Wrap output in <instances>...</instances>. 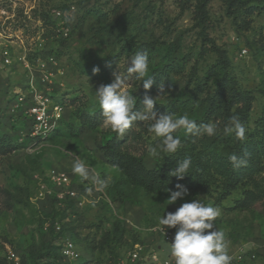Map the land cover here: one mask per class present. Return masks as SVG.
<instances>
[{"label": "rangeland", "instance_id": "obj_1", "mask_svg": "<svg viewBox=\"0 0 264 264\" xmlns=\"http://www.w3.org/2000/svg\"><path fill=\"white\" fill-rule=\"evenodd\" d=\"M250 5L259 11L242 28V13L231 14L226 0H0V143L9 148L0 153V264H105L136 244L154 241L163 257L167 247L154 232L159 218L196 199L220 210L213 229L205 231L225 233L231 264H264V198L245 208L237 205L251 184L221 201L214 193L188 190L167 204L168 190L146 191L108 163L102 146L116 134L102 115L95 122L83 115L100 110L95 91L116 75L124 77L122 90L139 93L143 80L127 69L137 52L147 51L149 74L171 61L169 94L194 101L173 117L197 118L222 75L216 67L206 80L217 56L199 55L202 46L215 45L225 51L239 88L254 97L248 123L253 128L264 114V1ZM196 85L202 88L197 93ZM31 89L64 106L60 130L46 139L26 135L28 99L14 107ZM151 97L157 103L168 98ZM135 131L141 136L127 137L123 149L152 168L155 158L148 148L159 138L140 127ZM75 160L108 178L109 187L101 192L81 181L72 172ZM61 173L67 184L57 183ZM255 178L264 187V160ZM68 241L73 255L61 258V245Z\"/></svg>", "mask_w": 264, "mask_h": 264}, {"label": "trees", "instance_id": "obj_2", "mask_svg": "<svg viewBox=\"0 0 264 264\" xmlns=\"http://www.w3.org/2000/svg\"><path fill=\"white\" fill-rule=\"evenodd\" d=\"M226 1L227 10L231 14L242 13L243 18L240 21L242 28L247 27L248 20L246 18L259 11L258 6L250 5L253 0ZM208 52L215 53L217 58L215 64L208 70L205 79L209 80L211 78L216 67L222 70V75L217 80L215 90L205 98L201 114L194 120L198 125L215 123L218 135L209 137L201 133L186 136L184 132L173 134L179 136L182 147L171 155L162 154L161 160L155 158V165L152 168H147L139 156L123 149V146L129 140L127 137L141 136L138 131H135L136 127H140L143 132L149 131L148 127L151 122L137 121L133 122L132 126L126 131L127 135L122 140L117 138L116 135L112 136L102 146V152L108 163L118 167L129 183L140 186L146 191L172 190L177 189V184H181L187 190L199 191L205 194L214 193L215 200L221 201L236 189L251 184L250 188L243 190V198L237 202L238 207L245 208L251 202L264 198V187L255 178L263 169L264 114L254 122L253 128L248 125L254 97L250 91L239 88L236 76L229 70L228 58L224 50L215 45L206 48L202 46L199 55L203 56L204 53ZM172 69L173 63L171 61H166L158 69H154L149 74L153 79V84L149 89H144L142 81L140 92L131 93L136 98L134 110L142 111L144 97H151L153 93L168 96L165 103H154V111L157 113V117L160 114L173 115L182 107L189 108L192 106L193 100L188 98L178 99L174 94H169L168 75ZM160 83L164 84L163 92L157 87ZM191 83L190 79L184 85V89L187 90ZM193 83L195 84V81ZM195 88L196 93L202 89L198 85ZM194 97L197 98L196 94ZM83 115L95 122L98 116L101 115V110L83 113ZM234 115L238 116L246 128V140L244 142L236 140L234 135H223V128L228 124L230 117ZM59 130L57 129L54 133ZM51 135L48 137H51ZM36 140H40V138ZM8 151L7 145L3 146L0 143V153L4 154ZM245 153L248 155L245 156ZM233 154L245 158L247 163L239 168H233L229 161V157ZM185 158L191 160L189 173L182 179L170 175L169 173L176 167L177 163ZM63 248L64 244L61 245V249ZM48 255L50 258H55L51 251ZM59 256L61 258L64 256L62 250ZM59 263L61 264V262Z\"/></svg>", "mask_w": 264, "mask_h": 264}, {"label": "clouds", "instance_id": "obj_3", "mask_svg": "<svg viewBox=\"0 0 264 264\" xmlns=\"http://www.w3.org/2000/svg\"><path fill=\"white\" fill-rule=\"evenodd\" d=\"M99 71L98 67L92 70ZM127 72L138 81L143 80L144 89H149L153 84L152 76L149 75V58L147 51L137 52L131 59V66ZM147 79H144L146 78ZM124 77L116 75L115 81L108 85H101L95 91L99 103L101 115L104 118L105 127L116 134L117 138L123 137L133 122L149 121L148 130L159 138L156 146L148 148V155L161 160L164 154L171 155L182 147L179 136L173 135L178 130H183L187 135H199L201 133L213 137L218 135L215 123L198 125L187 114L173 117L171 114H160L154 111L156 99L145 96L142 104L143 110H134L136 98L128 90H122ZM158 89L163 92L164 84L160 83ZM224 136L234 135L235 139L244 142L246 140V128L238 116H232L228 124L223 128ZM163 154V155H162ZM248 154L245 153V156ZM233 168H239L247 163L243 157L235 154L229 157ZM191 168L190 158L178 162L176 167L169 173L177 178H183ZM72 172L81 181H91L97 191H104L111 181L108 178L101 179L90 167L82 161L75 160ZM178 190L171 191L167 204H172L178 198L184 197L188 190L181 184H177ZM221 215L218 208L205 205L199 200L183 203L175 212H169L158 220L159 228L164 233L165 227L176 228L172 243H167L170 256L174 264H231L233 257L229 254L228 243L225 233L220 230H211L214 221Z\"/></svg>", "mask_w": 264, "mask_h": 264}, {"label": "built area", "instance_id": "obj_4", "mask_svg": "<svg viewBox=\"0 0 264 264\" xmlns=\"http://www.w3.org/2000/svg\"><path fill=\"white\" fill-rule=\"evenodd\" d=\"M57 14H60V12H57ZM29 92V95L24 93L21 94L14 107H20V103L24 102V99H28L23 112V118L29 123L26 128V135L33 139H45L57 129L61 128L64 117V106L59 102L52 101L41 91L31 89ZM57 179V183L67 184V177L65 174H59ZM164 227V233L160 230L159 226L154 230L156 239H161L163 241L162 243L167 247V250H164L163 257L158 251L162 249V246L160 244H155L154 241L146 244H136L128 248L126 252L121 255L114 256L105 264H174V259L169 254L166 242H173L176 228ZM62 253L67 256L73 255L71 242L68 241L64 243ZM8 257L11 259L15 256L10 252Z\"/></svg>", "mask_w": 264, "mask_h": 264}]
</instances>
